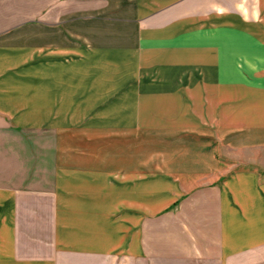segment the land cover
I'll use <instances>...</instances> for the list:
<instances>
[{
    "label": "crops",
    "instance_id": "1",
    "mask_svg": "<svg viewBox=\"0 0 264 264\" xmlns=\"http://www.w3.org/2000/svg\"><path fill=\"white\" fill-rule=\"evenodd\" d=\"M202 47V78L262 77L264 0H0V264H264L258 167L212 153L179 170L135 131L112 144L15 108L10 78H141Z\"/></svg>",
    "mask_w": 264,
    "mask_h": 264
},
{
    "label": "rangeland",
    "instance_id": "2",
    "mask_svg": "<svg viewBox=\"0 0 264 264\" xmlns=\"http://www.w3.org/2000/svg\"><path fill=\"white\" fill-rule=\"evenodd\" d=\"M193 29L191 22L175 31ZM202 49L195 52L206 55L195 61V52L190 58L173 52V62L160 56L141 78L130 67L119 78L112 71L111 78H10L18 94L14 107L28 111L18 115L23 123H82L112 144L135 131L143 157L167 156L179 170L213 153L226 165L264 171V72L258 78H202L215 65ZM139 50L136 44L130 53L139 58Z\"/></svg>",
    "mask_w": 264,
    "mask_h": 264
}]
</instances>
